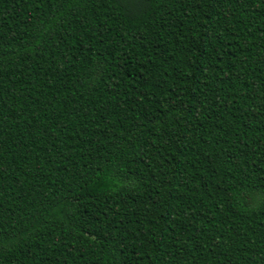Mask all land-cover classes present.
<instances>
[{
    "label": "trees",
    "instance_id": "1",
    "mask_svg": "<svg viewBox=\"0 0 264 264\" xmlns=\"http://www.w3.org/2000/svg\"><path fill=\"white\" fill-rule=\"evenodd\" d=\"M0 264H264V0H0Z\"/></svg>",
    "mask_w": 264,
    "mask_h": 264
},
{
    "label": "snow or ice",
    "instance_id": "2",
    "mask_svg": "<svg viewBox=\"0 0 264 264\" xmlns=\"http://www.w3.org/2000/svg\"><path fill=\"white\" fill-rule=\"evenodd\" d=\"M132 2L136 5L139 6L143 3V0H132Z\"/></svg>",
    "mask_w": 264,
    "mask_h": 264
}]
</instances>
